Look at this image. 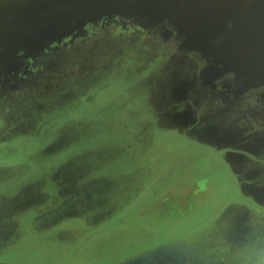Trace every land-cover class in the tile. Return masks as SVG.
<instances>
[{
	"label": "rangeland",
	"instance_id": "obj_1",
	"mask_svg": "<svg viewBox=\"0 0 264 264\" xmlns=\"http://www.w3.org/2000/svg\"><path fill=\"white\" fill-rule=\"evenodd\" d=\"M0 264H264V0H0Z\"/></svg>",
	"mask_w": 264,
	"mask_h": 264
},
{
	"label": "crops",
	"instance_id": "obj_2",
	"mask_svg": "<svg viewBox=\"0 0 264 264\" xmlns=\"http://www.w3.org/2000/svg\"><path fill=\"white\" fill-rule=\"evenodd\" d=\"M148 180H149V179H148ZM200 180H201V181H204V180H207V179H206V178H202V179H200ZM200 180H199V181H200ZM241 200H242V199L239 198V199L236 200L234 203H236V204H238L239 202L241 203ZM207 217H208V219H210L209 216H207ZM214 217H215V214H214ZM214 217H213V218H214ZM219 218H220V217H217L216 221H217ZM208 219H206V220H201V221L204 223V224H203L202 222H200V223H201V224H200V227L202 226V231H201V232H204L205 229L207 228L205 222H207ZM234 219H235V218H234ZM214 223H215V222H214ZM208 224H209V222H208ZM203 225H204V226H203ZM211 226H212V225H211ZM211 226H209V227H211ZM194 227H195V226H194ZM194 227H191V229L189 228L187 231H188V232H189V231H190V232H194ZM205 227H206V228H205ZM196 229H197V228H196ZM196 229H195V230H196ZM207 229H208V228H207ZM207 229H206V230H207ZM160 230H161V229H160ZM160 230H159V231H160ZM161 231H164V230H161ZM187 231H185V232H187ZM164 232H167V233H176V232H174V231H164ZM226 232H229V230H227ZM234 242H235V241H234Z\"/></svg>",
	"mask_w": 264,
	"mask_h": 264
},
{
	"label": "flooded vegetation",
	"instance_id": "obj_3",
	"mask_svg": "<svg viewBox=\"0 0 264 264\" xmlns=\"http://www.w3.org/2000/svg\"><path fill=\"white\" fill-rule=\"evenodd\" d=\"M10 151L12 150V149H9ZM11 164V163H10Z\"/></svg>",
	"mask_w": 264,
	"mask_h": 264
}]
</instances>
